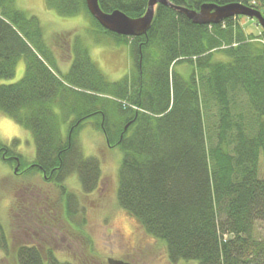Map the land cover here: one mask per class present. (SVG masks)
I'll return each mask as SVG.
<instances>
[{"label": "trees", "instance_id": "1", "mask_svg": "<svg viewBox=\"0 0 264 264\" xmlns=\"http://www.w3.org/2000/svg\"><path fill=\"white\" fill-rule=\"evenodd\" d=\"M15 1L0 0V80L14 77L20 60L25 67L18 81L0 84V112L30 131L35 156L24 164L11 149L19 143L15 138L10 146L0 144V160L13 164L16 175L41 173L58 188L70 219L77 210L65 178L76 174L87 194L100 177L99 160L85 156L78 140L82 126L93 123L122 151L119 206L165 241L171 262L264 264V238L253 232L264 220L263 29L259 37L246 33L241 16L196 24L158 3L147 32L129 37L97 23L85 0H45L59 15L86 14L98 33L129 45L134 68L110 81L74 32L68 33L71 62L62 72L39 18ZM147 1L97 2L104 11L139 17ZM170 1L196 9L238 1L264 15V0ZM216 52L225 60H215ZM182 61L190 65L187 76L174 69ZM5 233L0 221L6 257ZM0 264L68 263L50 247L26 243L17 246L13 262L0 258Z\"/></svg>", "mask_w": 264, "mask_h": 264}, {"label": "rangeland", "instance_id": "2", "mask_svg": "<svg viewBox=\"0 0 264 264\" xmlns=\"http://www.w3.org/2000/svg\"><path fill=\"white\" fill-rule=\"evenodd\" d=\"M45 4V0L15 1L18 9L39 18L44 39L53 44L62 72L68 70L72 58L70 32L80 36L91 60L108 80H118L134 68L128 44H117L110 36L98 33L84 13L62 16ZM238 21L246 33L258 37L262 33L261 26L249 17L241 16ZM224 57L216 52L213 58L225 60ZM24 67V61L20 60L14 77L1 79L0 84L18 81ZM174 69L187 76L190 65L182 61ZM82 127L78 135L80 148L85 156L97 157L100 177L97 187L87 194L81 191L76 174L65 178L66 188L75 196L71 208L77 210L70 219L66 217L58 188L43 180L41 173L16 175L19 171H13V164L0 160V221L10 248L6 257L0 251L2 261L13 262L17 246L27 243L54 249L68 264H109L108 259L130 264H197L184 260L171 262L165 241L149 235L136 218L119 206L116 186L122 151L107 144L93 123ZM15 138L19 143L11 147L12 151L21 155L24 164L33 161L35 145L30 131L0 112V144L10 146ZM259 159V176L264 178V159ZM253 232L256 237L264 238V220L254 223Z\"/></svg>", "mask_w": 264, "mask_h": 264}, {"label": "water", "instance_id": "3", "mask_svg": "<svg viewBox=\"0 0 264 264\" xmlns=\"http://www.w3.org/2000/svg\"><path fill=\"white\" fill-rule=\"evenodd\" d=\"M98 0H85L89 13L103 28L116 34L126 36H139L145 34L151 25L156 4L168 5L182 12L188 19L196 24L218 23L225 18L246 16L253 18L264 31V15L256 8L242 2H228L225 4L203 3L197 9L176 5L170 0H148L144 14L131 17L119 9L104 11L99 6ZM16 171V167L13 170ZM109 264H130L116 259H108Z\"/></svg>", "mask_w": 264, "mask_h": 264}, {"label": "flooded vegetation", "instance_id": "4", "mask_svg": "<svg viewBox=\"0 0 264 264\" xmlns=\"http://www.w3.org/2000/svg\"><path fill=\"white\" fill-rule=\"evenodd\" d=\"M17 173V172H16ZM45 177V176H44Z\"/></svg>", "mask_w": 264, "mask_h": 264}]
</instances>
